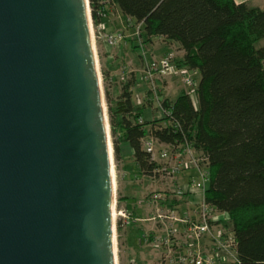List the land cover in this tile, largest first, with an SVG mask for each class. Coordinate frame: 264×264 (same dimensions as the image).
Instances as JSON below:
<instances>
[{
  "label": "water",
  "instance_id": "obj_1",
  "mask_svg": "<svg viewBox=\"0 0 264 264\" xmlns=\"http://www.w3.org/2000/svg\"><path fill=\"white\" fill-rule=\"evenodd\" d=\"M90 0H0V264H117Z\"/></svg>",
  "mask_w": 264,
  "mask_h": 264
},
{
  "label": "trees",
  "instance_id": "obj_2",
  "mask_svg": "<svg viewBox=\"0 0 264 264\" xmlns=\"http://www.w3.org/2000/svg\"><path fill=\"white\" fill-rule=\"evenodd\" d=\"M110 4L142 23L144 43L156 37L178 43L184 54L177 63L200 72L195 97L182 91L165 98L170 114L141 122L146 106L134 102L135 77L119 82L113 98L107 85L113 75L102 68L116 158L126 143L141 171L151 175L157 164L142 138L151 133L177 143L186 137L209 159L207 202L229 215L237 240V261L230 264H264V6L236 0H90L95 25L105 22L99 13Z\"/></svg>",
  "mask_w": 264,
  "mask_h": 264
},
{
  "label": "built area",
  "instance_id": "obj_3",
  "mask_svg": "<svg viewBox=\"0 0 264 264\" xmlns=\"http://www.w3.org/2000/svg\"><path fill=\"white\" fill-rule=\"evenodd\" d=\"M99 15L106 19L108 12L102 11ZM91 27L92 31L93 27L96 28L98 37H102L109 46L118 45L124 39L122 32L107 31L104 21L95 25L92 16ZM141 30L142 23L135 34L142 48L143 79L148 83L146 102L148 105L156 103L166 116L170 112L164 108L159 80L178 77L186 87L185 92L192 94L198 85L200 72L197 68L179 65L171 51L159 58L147 57ZM121 70L120 80L126 81L127 66L123 65ZM138 102V105H145L141 99ZM139 120L145 121L144 116ZM142 147L157 164L150 176L172 182L168 190L149 194L146 201L148 208L153 210L144 218L125 207L117 208L115 199L114 211L122 224L130 225L137 221L153 223L147 235L150 244L163 249L160 264H230L237 261V240L228 213L219 211L206 200L210 181L206 154L196 149L186 137L180 142L168 143L151 133L142 138ZM135 261L132 259V264Z\"/></svg>",
  "mask_w": 264,
  "mask_h": 264
},
{
  "label": "rangeland",
  "instance_id": "obj_4",
  "mask_svg": "<svg viewBox=\"0 0 264 264\" xmlns=\"http://www.w3.org/2000/svg\"><path fill=\"white\" fill-rule=\"evenodd\" d=\"M110 27L107 31L109 32H122L124 34V39L115 46H109L105 43L102 37L97 36V30L93 27V37L96 50V57L98 60V67L100 70L101 83L105 98V105L108 111V105L105 96L104 79L102 75V68L110 69V72H114L113 68H119L121 65L127 66L126 77H135L136 86L133 88V98L134 102L138 104L139 99L144 101L146 109L144 110V117L149 119V121L155 119H161L164 117L161 110H159L156 103L148 105L146 102L148 95V83L143 79V56H141L142 48H134L135 44H139L137 36L135 34L136 29L140 23L135 20H131L128 16H125L117 7L113 4L108 6V17ZM143 30H141L142 32ZM145 52L147 57L159 58L163 56L166 52H173L177 58L182 56V52L179 48L175 46H170L165 48V40L161 38H155L152 42L144 43ZM117 55L122 56L119 62L115 61ZM149 55V56H148ZM122 68V67H121ZM122 71V70H120ZM119 71V72H120ZM121 74V73H119ZM116 78L114 74L113 80L108 82L109 89L113 95V98L117 97L118 92L115 91L116 85L121 82L120 76ZM162 91V98H169L173 100L176 98L180 92L185 91V86L180 82L178 77H166L159 80ZM194 95V91H191ZM163 124V123H162ZM112 141V137H111ZM113 147V143H112ZM113 158L112 164L114 169L115 177V199L116 207H127L128 210H135V215L139 217L149 216L153 210L148 208L147 198L151 192L156 190L165 191L168 190L171 180H164L163 178H153L149 174H145L141 171L138 163L135 161L133 156V150L131 147L124 143L121 146V153L119 159L116 158L113 148ZM125 207V208H126ZM119 218L115 217V243H116V260L117 264H132V259H135V264H143L144 261L140 256L134 253V247L138 248V240L141 239L143 244L145 243V238L143 237V231L134 229L132 225H125L121 223L120 232L117 231V222ZM141 227L150 228L153 225L149 221H140ZM150 226V227H149ZM150 231V230H149ZM148 231V232H149ZM146 243L149 245L150 249L157 253L155 256L157 260L155 264H160L162 261V248L153 246L150 244L148 235L146 233ZM143 255V254H142ZM139 256L140 259L135 258ZM138 260H141L140 263Z\"/></svg>",
  "mask_w": 264,
  "mask_h": 264
},
{
  "label": "crops",
  "instance_id": "obj_5",
  "mask_svg": "<svg viewBox=\"0 0 264 264\" xmlns=\"http://www.w3.org/2000/svg\"><path fill=\"white\" fill-rule=\"evenodd\" d=\"M236 2H238V3H241V2H244V3H247L250 7H262V6H264V0H236ZM105 23H106V30L108 29V27H110V24H109V20L106 18L105 19ZM109 30V29H108ZM156 38H161V39H163L164 40V37H156ZM155 39V38H154ZM153 39V40H154ZM165 48H168L169 47V45L170 46H175V47H177V48H179L180 50H181V52H182V55L184 54V50L183 49H181L180 48V46H179V44L178 43H176V42H171V41H166L165 40ZM149 56V55H148ZM121 57L122 56H120V55H117V57L115 58V61H117V62H119L120 60H121ZM121 67H122V65H121ZM121 67H119V68H113L112 70H114V72H116V73H113L112 75L114 76V74H116L115 75V77L117 78L118 77V74L119 73H122V71H120L121 70ZM120 71V72H119ZM119 76H121V74H119ZM145 118V117H144ZM145 120H149V119H147V118H145ZM126 207V206H125ZM127 208V207H126ZM135 211V210H134ZM136 212V211H135ZM133 223V225L131 226L132 228H134V229H138L139 228V230H142L143 231V237L145 238V243L143 244V242H142V240L141 239H139L138 240V248L137 247H134L135 249V251H134V253H136L137 255L140 253V256H141V258L143 259V261H144V263L143 264H155V261L157 260V257L155 256L157 253H155L153 250H151L150 249V247H149V245L146 243V233H148V231L149 230H151L152 228H153V225H151V227L150 228H145V227H141V223H140V221H137V222H132ZM129 226V225H128ZM143 254V255H142ZM138 258V259H140V257L139 256H135V258ZM136 258V259H137ZM139 261V263H140V261L141 260H138Z\"/></svg>",
  "mask_w": 264,
  "mask_h": 264
},
{
  "label": "bare ground",
  "instance_id": "obj_6",
  "mask_svg": "<svg viewBox=\"0 0 264 264\" xmlns=\"http://www.w3.org/2000/svg\"><path fill=\"white\" fill-rule=\"evenodd\" d=\"M93 33V32H92ZM112 172H113V178H114V184H115V177H114V169H113V165H112ZM115 217H116V213L113 209V219L115 220ZM115 222V221H114Z\"/></svg>",
  "mask_w": 264,
  "mask_h": 264
}]
</instances>
